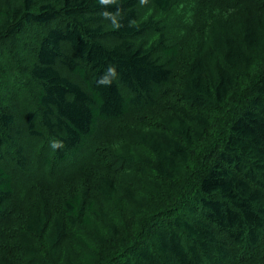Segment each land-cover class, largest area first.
<instances>
[{"label":"trees","instance_id":"1","mask_svg":"<svg viewBox=\"0 0 264 264\" xmlns=\"http://www.w3.org/2000/svg\"><path fill=\"white\" fill-rule=\"evenodd\" d=\"M0 264H264V0H0Z\"/></svg>","mask_w":264,"mask_h":264},{"label":"rangeland","instance_id":"2","mask_svg":"<svg viewBox=\"0 0 264 264\" xmlns=\"http://www.w3.org/2000/svg\"><path fill=\"white\" fill-rule=\"evenodd\" d=\"M99 128H100V134L102 136L114 134L115 132V130L109 125L102 124L101 126H99ZM96 153L98 152L91 143L89 147H86L84 148V150H82L77 160L73 161L70 165L62 166L61 168H59V173H62L64 175L67 174L66 176L71 175L72 172L76 170V167L79 164H83V165L85 164V160H87L89 164L90 162H95L96 160L95 158L98 157V154ZM43 183L47 185L48 179L46 178V180ZM30 186H32V184L28 182V179L25 178L24 175L16 178L15 181L16 192L14 199L12 201V208L18 209L20 215L24 212V210L27 208L28 204L30 203V199H29L31 196V193L29 192ZM25 196H27V198H25ZM15 211L16 210H13V213H15ZM6 222L7 224H13V225L18 224L20 222L19 216L17 215V213H15L12 216H10ZM16 229L17 227L15 229L9 228L8 231L4 232V235H6L7 232H11L12 230H16Z\"/></svg>","mask_w":264,"mask_h":264},{"label":"clouds","instance_id":"3","mask_svg":"<svg viewBox=\"0 0 264 264\" xmlns=\"http://www.w3.org/2000/svg\"><path fill=\"white\" fill-rule=\"evenodd\" d=\"M112 2H114V0H101V3H112ZM108 14H106V16H107ZM110 19H112V23H113V25L115 26V27H119V25L116 23V19H115V17H109Z\"/></svg>","mask_w":264,"mask_h":264}]
</instances>
